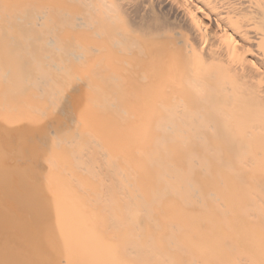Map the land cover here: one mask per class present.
Here are the masks:
<instances>
[{"label":"bare ground","instance_id":"1","mask_svg":"<svg viewBox=\"0 0 264 264\" xmlns=\"http://www.w3.org/2000/svg\"><path fill=\"white\" fill-rule=\"evenodd\" d=\"M0 264H264V0H0Z\"/></svg>","mask_w":264,"mask_h":264},{"label":"rangeland","instance_id":"2","mask_svg":"<svg viewBox=\"0 0 264 264\" xmlns=\"http://www.w3.org/2000/svg\"><path fill=\"white\" fill-rule=\"evenodd\" d=\"M30 9H31V8H28V7H27V11L29 10V12H30ZM31 10H32V9H31ZM18 42H19V41H17V43H18ZM101 59H102V60H100V61H105L103 58H101ZM105 62H106V61H105ZM102 65H103V64H101L100 66H102ZM106 66H107V65H106ZM108 67L111 68L112 66L109 65ZM102 68H103V66H102L101 68H98V69H97V70L100 69V70L98 71L97 74H99V76L102 77V78H104L105 76H107L108 73L110 74L109 71H112V70H111L112 68H111V69L109 68L110 70H106V69H108V68L104 66L103 69L106 68L105 71H104ZM101 69H102V72H101ZM95 71H96V70H95ZM106 72H107V74H105V76H103V74L106 73ZM100 73H101L102 75H100ZM97 74H96V72H95V73H94V76H97ZM109 74H108V75H109ZM111 74H113V72H111ZM111 76H112V75H111ZM106 78L108 79V77H106ZM90 79L93 80V79L90 77V78L88 79V82H89V83H90V81H91ZM107 79L104 78L103 80H106L107 82H109ZM124 79H125V78H124ZM89 80H90V81H89ZM94 80H95V78H94ZM94 80H93V82H94ZM93 82H92V86L94 85ZM121 82H122V80H121ZM94 83H97V82H94ZM103 83H104V81H103ZM103 83H102V84H103ZM112 83H113V81H112ZM112 83H111V87H115V88H116V86H114V83H113V85H112ZM105 84H107V83L105 82ZM105 84H103L104 87H105ZM109 84H110V82L108 83V87H110ZM122 85H124V84L122 83ZM106 86H107V85H106ZM108 87H106V89H107ZM92 88H93V87H92ZM92 88H89V89L91 90ZM120 89H121V88H120ZM94 91H95V90H94V88H93V90H92L91 92H94ZM95 92H96V91H95ZM90 94H91V93H90ZM92 94H94V93H92Z\"/></svg>","mask_w":264,"mask_h":264}]
</instances>
